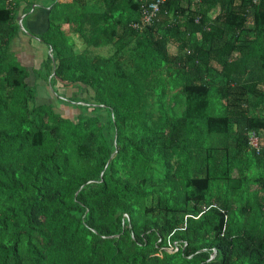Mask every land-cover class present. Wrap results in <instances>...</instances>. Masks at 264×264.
<instances>
[{
  "label": "trees",
  "instance_id": "trees-1",
  "mask_svg": "<svg viewBox=\"0 0 264 264\" xmlns=\"http://www.w3.org/2000/svg\"><path fill=\"white\" fill-rule=\"evenodd\" d=\"M34 2L0 0V264H264V0L54 2L29 69Z\"/></svg>",
  "mask_w": 264,
  "mask_h": 264
},
{
  "label": "crops",
  "instance_id": "crops-1",
  "mask_svg": "<svg viewBox=\"0 0 264 264\" xmlns=\"http://www.w3.org/2000/svg\"><path fill=\"white\" fill-rule=\"evenodd\" d=\"M35 1L36 2H34L28 10H25L24 5H21L17 9L13 7L15 8V18L19 26V31L21 32L20 41H22L21 37L23 35L26 36L24 34L25 32L42 33L48 29V16L54 2L68 3L71 2L72 0H52L50 2L48 0H35ZM193 1L195 2L196 0ZM14 4L15 1L11 2L10 7L13 6ZM158 11L159 10L155 11L154 16L158 13ZM151 12H152L151 10H145V6H142L140 11V15H141L140 21L133 22L131 26L134 27L135 25L136 26L134 27L135 29L142 30L144 26L150 25V22L145 21V18L148 14L150 15ZM20 41L15 43H19ZM170 48L172 49V52L175 53L176 48L175 47H170ZM22 50L26 52L28 49H22ZM16 55L17 57H19V54L16 53ZM29 55H30L29 53L23 54L25 58L28 57Z\"/></svg>",
  "mask_w": 264,
  "mask_h": 264
},
{
  "label": "rangeland",
  "instance_id": "rangeland-1",
  "mask_svg": "<svg viewBox=\"0 0 264 264\" xmlns=\"http://www.w3.org/2000/svg\"><path fill=\"white\" fill-rule=\"evenodd\" d=\"M49 2L52 0H48ZM26 36H22L21 39L22 41H20V43H15L13 45V50L19 54V60H21L23 62L24 65L27 66V68H31L32 65L33 66H37L40 64L42 57L44 56V53L47 51L45 50V47L40 43L39 39H35L32 38L30 36H28L26 33H24ZM22 49H28L26 52H24V50ZM105 50H108L107 48H101V49H97L95 48L94 51H102L103 55H107V53L105 52ZM29 53V54H33V57L31 58V56L29 55L28 57H24L23 54L24 53ZM58 89L60 90V86H58ZM68 92H70V89ZM42 90L40 89V92ZM61 92H63V89L60 90ZM43 97L49 99V100H53L52 95H50L49 93L47 94L46 92H43L41 94ZM73 110V109H72ZM73 112V111H72Z\"/></svg>",
  "mask_w": 264,
  "mask_h": 264
},
{
  "label": "built area",
  "instance_id": "built-area-1",
  "mask_svg": "<svg viewBox=\"0 0 264 264\" xmlns=\"http://www.w3.org/2000/svg\"><path fill=\"white\" fill-rule=\"evenodd\" d=\"M196 1H197V0H196ZM145 10H151V11H152V12L150 13V15L148 14V15L146 16V18H145V21H146V22H150V21H151V18L154 16L155 11L158 10V6H157V5H150V6H149V9H145ZM146 13H147V12H146ZM196 21H197V20H196ZM134 27H136V26L134 25ZM249 144H250V146H251L252 148H255L256 150L259 149L258 137H256V136L254 135V133H252L251 136H250Z\"/></svg>",
  "mask_w": 264,
  "mask_h": 264
}]
</instances>
